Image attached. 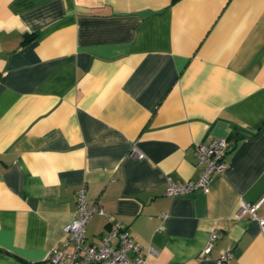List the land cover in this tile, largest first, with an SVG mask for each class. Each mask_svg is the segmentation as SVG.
I'll list each match as a JSON object with an SVG mask.
<instances>
[{"label":"crops","instance_id":"1","mask_svg":"<svg viewBox=\"0 0 264 264\" xmlns=\"http://www.w3.org/2000/svg\"><path fill=\"white\" fill-rule=\"evenodd\" d=\"M218 138L227 170L165 195ZM82 186L112 217L88 243L121 223L146 264H264L260 226L234 217L264 194V0H0V264L62 248Z\"/></svg>","mask_w":264,"mask_h":264},{"label":"built area","instance_id":"2","mask_svg":"<svg viewBox=\"0 0 264 264\" xmlns=\"http://www.w3.org/2000/svg\"><path fill=\"white\" fill-rule=\"evenodd\" d=\"M230 143L227 139H211L195 145L197 167L201 171L195 182H175L167 178L164 194L170 197L190 195L195 191H207L214 175L223 174L228 163L226 156L230 151ZM131 155L141 158L143 155L133 146ZM94 214L104 215L112 220L101 206H90L86 199V189L80 187L76 192V206L74 218L64 228L65 238L62 240V248H54L45 255L42 261L24 264H146V256L140 252V247L133 241L125 226L121 223L111 224L109 230L103 234L96 243L86 242L85 231L87 224ZM248 216L251 221L260 226L264 233V194L254 202L239 201L234 217ZM161 219L166 218L161 213ZM218 234L213 231L203 251L207 256ZM67 247H70L67 250ZM148 254H154L152 249ZM232 251L225 250L219 254L217 264H229Z\"/></svg>","mask_w":264,"mask_h":264},{"label":"trees","instance_id":"3","mask_svg":"<svg viewBox=\"0 0 264 264\" xmlns=\"http://www.w3.org/2000/svg\"><path fill=\"white\" fill-rule=\"evenodd\" d=\"M33 36H27L26 38L30 39L32 38ZM227 141L229 142V138L227 139Z\"/></svg>","mask_w":264,"mask_h":264}]
</instances>
